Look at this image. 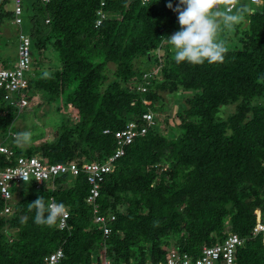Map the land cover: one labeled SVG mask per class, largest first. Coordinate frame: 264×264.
Masks as SVG:
<instances>
[{
	"label": "trees",
	"instance_id": "obj_1",
	"mask_svg": "<svg viewBox=\"0 0 264 264\" xmlns=\"http://www.w3.org/2000/svg\"><path fill=\"white\" fill-rule=\"evenodd\" d=\"M237 3L249 12L235 28L221 32L224 61L197 66L176 63L166 40L180 30L174 11L179 0H22L31 42L29 92L58 102L57 113L72 108L77 121L59 114L53 141L21 148L10 135L17 109L0 94V144L15 157L48 163L104 162L115 150L112 132L129 122L145 126L146 112L153 124L127 147L101 185V212L115 215L108 236L92 223L84 175L59 176L38 189L34 182L23 183L11 189V214H2L6 203L0 198V264H44L60 247L59 264H91L101 251L114 264L157 263L172 248L194 257L228 233L244 239L236 264H264L262 239L251 235L264 221V0ZM8 4L0 2V10L8 8L11 21ZM99 11L104 18L96 26ZM40 47L53 49L54 63L48 70L37 64L33 71ZM160 49L166 51L162 59L155 54ZM2 56L0 70L13 68L17 54L14 62ZM153 65L158 78L144 70ZM45 71L50 75L44 77ZM177 92L186 96L163 118L170 125L167 137L157 114L165 112L164 95ZM230 105L234 112L223 117L222 109ZM13 164L0 156V165ZM41 196L46 204L52 198L65 205L69 229L34 223L30 204Z\"/></svg>",
	"mask_w": 264,
	"mask_h": 264
},
{
	"label": "built area",
	"instance_id": "obj_2",
	"mask_svg": "<svg viewBox=\"0 0 264 264\" xmlns=\"http://www.w3.org/2000/svg\"><path fill=\"white\" fill-rule=\"evenodd\" d=\"M12 4V20L17 28V60L13 64V68L8 70H0V94L2 99L11 107L18 111L23 110L29 105V87L25 73L30 69L32 59L30 57V37L25 34L21 25L23 24L22 0H0ZM42 3H48L50 0H40ZM251 4L258 5L261 0H250ZM103 5V3H101ZM99 18L96 26H99L104 14L97 12ZM48 23V19L45 20ZM148 75H144L147 79ZM148 84V81H146ZM142 92L146 90L145 86L137 87ZM152 114L146 112L142 115L145 126H139L135 122H129L124 128L112 132L115 139V150L104 162H84L77 164L71 163H48L36 156H14L13 151L0 144V156H4L7 161L12 160L13 165H0V198L5 201L6 205L3 209V215L12 213V207L9 204L12 199L11 189L13 186H19L25 183L22 174L28 177V182H34L36 188L42 187L59 176H68L75 178L80 174L84 175L86 183L89 186L88 194L85 198L86 205L90 208L92 214V223L98 227L102 234L108 236L112 229L111 225L115 221V215L111 212L102 213L98 202L101 185L105 177L112 173L115 169V162L125 155L126 149L133 141L143 136L148 127L153 124ZM110 134L109 130L104 131ZM26 182V183H28ZM54 188V186H52ZM54 200L51 198L48 203ZM66 208V207H65ZM67 215L62 217L63 223L57 222L59 230L69 229L68 219L69 211L66 208ZM251 235L253 237L260 236L264 244V221H259L253 228ZM244 239L234 233H228L223 242L201 247L200 252L196 256L179 252L177 249H170L164 259L157 263L146 261L143 264H236V252L238 247L243 243ZM64 258L62 248H57L44 258V264H59ZM91 264H114L109 259H102L99 262L94 261Z\"/></svg>",
	"mask_w": 264,
	"mask_h": 264
},
{
	"label": "clouds",
	"instance_id": "obj_3",
	"mask_svg": "<svg viewBox=\"0 0 264 264\" xmlns=\"http://www.w3.org/2000/svg\"><path fill=\"white\" fill-rule=\"evenodd\" d=\"M170 9L172 4L167 5ZM178 13L180 30L167 37V42L175 50L176 63L186 62L191 65H211L222 63L227 53L226 42L220 38L224 29H233L245 18L249 9L237 0H179L174 9ZM50 73L45 71L44 77ZM24 148L32 143L30 130L16 133L15 141ZM28 182V177L22 174ZM35 209L34 223L52 226L58 221L63 223L66 217L65 205L60 202L46 204L43 197H39L30 204Z\"/></svg>",
	"mask_w": 264,
	"mask_h": 264
},
{
	"label": "rangeland",
	"instance_id": "obj_4",
	"mask_svg": "<svg viewBox=\"0 0 264 264\" xmlns=\"http://www.w3.org/2000/svg\"><path fill=\"white\" fill-rule=\"evenodd\" d=\"M9 8H12V4H8ZM0 10V52L3 55V59H5L6 56H9V58L13 59L12 62L16 59L17 54V26L14 25L13 21H10L7 19L6 14L8 8H2ZM23 19H25L23 17ZM246 25V24H244ZM27 23L26 20H24L22 25V30L24 33H26L27 29ZM46 30V28H44ZM27 34V33H26ZM223 38L222 33H220V38ZM49 43V42H45ZM232 43V42H230ZM41 44V43H40ZM166 45V44H164ZM169 50H174L173 47H170ZM164 49H160L155 54L159 56V58L162 59L163 56H165ZM1 57V58H2ZM54 56H53V49H44L40 47L38 50V56H33V62L34 66L37 64H40L42 66V69L48 70L49 68L46 67L47 65L52 67V64L54 63ZM0 65H1V59H0ZM37 69V66L33 68V71ZM148 72H152V74H156V77L158 78V69L156 66H150L144 68V70ZM136 85V83H133ZM131 87V86H130ZM29 96V105L24 108L21 111L17 110L16 118L13 121V129H11V142L15 141V136L17 132L30 130L32 132V143L24 148H33L37 149V147L41 146L43 143H48L53 141L57 136V128L60 125V115L64 114L65 118L68 120H72L73 122L77 121V113L73 111L72 108L69 107H61L60 111H56V106L58 102L49 101L46 99V95L44 93H40L39 91L34 92L32 95L28 94ZM184 92H177L174 96L170 94H165L164 99L161 102L163 105V111L162 113H158V121L160 124V130L161 133L169 136L168 133H171L169 131V124L165 123L163 118L165 115H173L176 109V104L183 101L185 97ZM235 105H230L222 109V116L226 117L228 114H231L234 112ZM167 110V111H166ZM171 117V116H170ZM170 122V120L168 121ZM170 137V136H169ZM67 184L62 185V188H66ZM51 189V187H50ZM120 210H123V207H120ZM229 226H226L225 232H228ZM103 258H106L104 255V252H96L93 254L92 262L97 261L99 262ZM108 259V258H106Z\"/></svg>",
	"mask_w": 264,
	"mask_h": 264
}]
</instances>
